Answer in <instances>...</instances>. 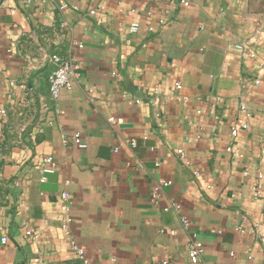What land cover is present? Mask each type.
<instances>
[{
  "label": "crops",
  "instance_id": "1",
  "mask_svg": "<svg viewBox=\"0 0 264 264\" xmlns=\"http://www.w3.org/2000/svg\"><path fill=\"white\" fill-rule=\"evenodd\" d=\"M53 56L78 63L56 100ZM0 110V264H264V11L251 0H0ZM45 155L57 168L41 182Z\"/></svg>",
  "mask_w": 264,
  "mask_h": 264
},
{
  "label": "built area",
  "instance_id": "2",
  "mask_svg": "<svg viewBox=\"0 0 264 264\" xmlns=\"http://www.w3.org/2000/svg\"><path fill=\"white\" fill-rule=\"evenodd\" d=\"M66 8H73L77 9L76 6H70L68 3L64 2L61 6V9H66ZM91 13H95V10H91ZM140 28L139 23H132L130 26V30L132 32H137ZM53 60L56 64V67L54 70L51 72V74L48 77V82H49V96L51 99L56 100L59 98L61 91L64 88L71 87L73 78L75 77V72L76 69L78 68V63L76 59H74L71 56H65V57H56L53 56ZM179 83H176V87H179ZM241 110L243 112L247 111V106L245 104H241ZM1 114H5V110H0ZM109 122L114 126L121 125L123 123V120L121 118H115V117H110ZM248 125L244 122H238L235 121L232 124V136L237 137L239 134L240 129H245L247 128ZM72 143L78 146L79 148H85L87 147V143L83 141L81 135L79 133L74 134ZM132 145L135 146V141L133 140ZM233 147L230 146L227 148L228 151H232ZM57 164L55 159L51 155H45L41 158V164H40V171H41V176H40V181L45 182L50 174H53L56 171ZM258 178L261 179L262 175L259 174ZM171 184L169 180H160L154 187V195L157 196L158 193L165 187H168ZM259 188H261L260 184L258 185ZM259 193V192H258ZM62 198L63 200L68 199V194L67 192L62 193ZM170 209H173L176 212H179L180 205L171 202V204L167 207L164 208L165 211H168ZM62 211L64 212V221L62 228L66 232V234H69V229L68 226L70 222L72 221V217L70 216V208L67 205V203H63L62 205ZM182 224L184 227H189V221L186 219H182ZM26 234L29 236L33 235L32 230L29 228L26 231ZM34 237H37L34 235ZM3 242L7 241V237L2 238ZM72 248L77 252L78 256L82 259H85V250L83 247L79 246L77 242L72 241ZM205 252V247L202 243V241L193 238V240L190 242L189 245V251H188V256L192 261H196L197 259L201 258ZM35 262H39L40 258H35ZM162 264H171L168 260H164L161 262Z\"/></svg>",
  "mask_w": 264,
  "mask_h": 264
},
{
  "label": "rangeland",
  "instance_id": "3",
  "mask_svg": "<svg viewBox=\"0 0 264 264\" xmlns=\"http://www.w3.org/2000/svg\"><path fill=\"white\" fill-rule=\"evenodd\" d=\"M251 3L261 11H264V0H251Z\"/></svg>",
  "mask_w": 264,
  "mask_h": 264
}]
</instances>
